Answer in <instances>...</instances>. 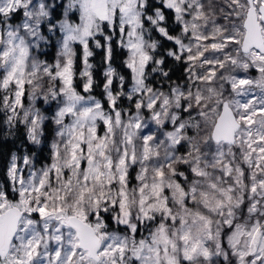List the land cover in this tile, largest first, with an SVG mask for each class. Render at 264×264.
<instances>
[{"label":"snow or ice","instance_id":"snow-or-ice-1","mask_svg":"<svg viewBox=\"0 0 264 264\" xmlns=\"http://www.w3.org/2000/svg\"><path fill=\"white\" fill-rule=\"evenodd\" d=\"M0 117V264H264V0H0Z\"/></svg>","mask_w":264,"mask_h":264},{"label":"trees","instance_id":"trees-1","mask_svg":"<svg viewBox=\"0 0 264 264\" xmlns=\"http://www.w3.org/2000/svg\"><path fill=\"white\" fill-rule=\"evenodd\" d=\"M47 51L51 57H53V55L55 54V49H48ZM102 55L103 53L101 50H96V55L94 56L93 61L97 63V65H99V61L101 60ZM120 60H121V57L117 56L116 57L117 64L120 63ZM169 66L171 67L172 65L170 64ZM96 76H97V79L100 80L102 83L103 81H102V77L99 74V71L96 73ZM182 76H183V72L181 70V67L178 65L175 66L174 72L172 74L173 80H177L181 78ZM96 92H97V95H99V89H97ZM0 120H2V117H0ZM0 127H2V125H0ZM22 132H23V127L21 126V133ZM50 140H51V133H49V142ZM22 142H26V141H23L20 135H18L17 137H9L8 139H3L2 135H0V169L3 168L4 164L6 163L7 159L10 158L11 154L13 152H17L18 149H20ZM42 151H43L44 156L48 155L47 147H44Z\"/></svg>","mask_w":264,"mask_h":264},{"label":"rangeland","instance_id":"rangeland-1","mask_svg":"<svg viewBox=\"0 0 264 264\" xmlns=\"http://www.w3.org/2000/svg\"><path fill=\"white\" fill-rule=\"evenodd\" d=\"M55 54L53 55V57L50 56V54L46 55L45 57H42V58H46L48 60H52L54 58ZM253 75H255V73H253ZM47 105H45L44 107H46Z\"/></svg>","mask_w":264,"mask_h":264}]
</instances>
